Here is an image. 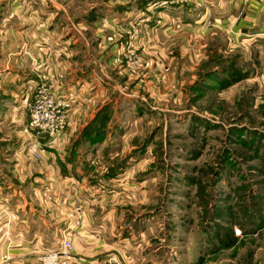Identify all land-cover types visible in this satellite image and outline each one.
<instances>
[{"label": "rangeland", "instance_id": "rangeland-1", "mask_svg": "<svg viewBox=\"0 0 264 264\" xmlns=\"http://www.w3.org/2000/svg\"><path fill=\"white\" fill-rule=\"evenodd\" d=\"M108 1L48 3L50 10L65 11L63 21L70 23L74 17L93 21L99 11V18H109L115 8ZM173 4L183 15L210 11L205 0L200 9ZM204 26L198 25L202 38L178 32L168 38L174 42L143 47L137 28L109 34V43L119 45L110 46L114 64L96 77L106 87L108 113H97L68 146L81 171L66 177V185L85 184L78 198L87 214L108 217L107 227L120 232L106 246L113 253L104 257L107 264H264V35L234 42L228 33L211 32L212 23ZM30 134H23L28 143ZM0 135L24 139L17 128L0 127ZM19 147H1L2 185L24 186L29 178L14 170L38 166L30 153L32 159L12 156ZM64 213L73 219L72 207ZM76 250L61 264L77 262ZM5 251L0 257L9 264V245Z\"/></svg>", "mask_w": 264, "mask_h": 264}, {"label": "crops", "instance_id": "crops-1", "mask_svg": "<svg viewBox=\"0 0 264 264\" xmlns=\"http://www.w3.org/2000/svg\"><path fill=\"white\" fill-rule=\"evenodd\" d=\"M143 1L146 3L139 7ZM205 1L210 11L194 15L185 10L189 14L183 15L177 7H169L174 4L167 0H111L106 6L115 8L114 16L109 11L105 13L109 18H99L103 13L99 11L100 16L93 21L74 17L64 23L66 12L54 6L50 10L48 0H0V127L20 129L22 135L31 133L26 104L41 81L50 82L55 95L76 105L63 140L44 147L42 160L34 161L38 166L14 170L26 174L28 183L2 185L0 181V251L10 246L13 258L9 264H41L40 257L57 249L64 237L71 239L74 247L76 244L78 256L77 262L64 264H107L104 257L113 256L106 246L111 237L119 236V230L107 227L108 217L95 219L87 214L86 205H82L86 202L78 198L85 184L66 185V177L74 179L81 171L68 146L77 142L80 128L92 125L97 113L109 105L106 87L98 85L96 79L99 69L106 72L112 68L113 53L119 47L109 43V34L119 36L125 29L137 28L136 41L139 39L142 47L145 42L157 44L159 39L174 42L176 38H168L178 32L202 38L198 25L206 28L208 23L214 25L211 32L228 33L234 42L264 35V0ZM90 10L94 13L95 8ZM126 42L124 37L121 47ZM84 114L89 118H82ZM32 135L29 143L24 135L21 142L0 135V160L7 145L18 143L20 147L12 156L21 160L22 153L29 156ZM66 190L73 193L68 200ZM66 205L72 207L73 219L66 218ZM120 243L121 237L112 249L119 248Z\"/></svg>", "mask_w": 264, "mask_h": 264}, {"label": "built area", "instance_id": "built-area-1", "mask_svg": "<svg viewBox=\"0 0 264 264\" xmlns=\"http://www.w3.org/2000/svg\"><path fill=\"white\" fill-rule=\"evenodd\" d=\"M170 1L192 6L196 9H200L205 5L204 0ZM26 109L29 117L28 129L36 140L33 145L28 147L27 152L34 155L37 160H41V148H48L54 142L63 140L74 105L68 99L57 97L50 83L42 82L34 89L33 100L28 102ZM74 252L72 240L64 237L58 249L44 254L41 263L61 264L62 260L72 259ZM8 260L7 257H0V264H6Z\"/></svg>", "mask_w": 264, "mask_h": 264}, {"label": "trees", "instance_id": "trees-1", "mask_svg": "<svg viewBox=\"0 0 264 264\" xmlns=\"http://www.w3.org/2000/svg\"><path fill=\"white\" fill-rule=\"evenodd\" d=\"M106 113H108L107 107H105L104 110H102V111L99 112L98 114H99V116L101 117V115L106 114ZM108 120H109V119L106 118V121H108ZM98 121H99V119H98ZM90 126H91V125H90ZM90 126H89V127H90ZM97 140H99V138L96 139L95 141H97Z\"/></svg>", "mask_w": 264, "mask_h": 264}]
</instances>
